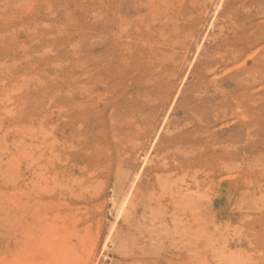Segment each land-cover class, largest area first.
Instances as JSON below:
<instances>
[{
    "label": "rangeland",
    "instance_id": "rangeland-1",
    "mask_svg": "<svg viewBox=\"0 0 264 264\" xmlns=\"http://www.w3.org/2000/svg\"><path fill=\"white\" fill-rule=\"evenodd\" d=\"M62 262L264 264V0H0V264Z\"/></svg>",
    "mask_w": 264,
    "mask_h": 264
},
{
    "label": "bare ground",
    "instance_id": "bare-ground-1",
    "mask_svg": "<svg viewBox=\"0 0 264 264\" xmlns=\"http://www.w3.org/2000/svg\"><path fill=\"white\" fill-rule=\"evenodd\" d=\"M212 2H213V1H212ZM217 2H218V1H217ZM219 2H220V1H219ZM234 2H235V0H234ZM211 4H212V3H211ZM215 4H216V2H215ZM217 4H218V3H217ZM233 4H234V3H233ZM134 5H135V4H134ZM171 6H172V5H171ZM171 6H170V7H171ZM216 6H217V5H216ZM219 7H220V6H219ZM229 7H230V6H229ZM231 7H232V6H231ZM166 8H167V6H166ZM214 8H215V7H214ZM229 9H230V8H228V10H229ZM231 9H232V8H231ZM231 9H230V10H231ZM172 10H173V9H172ZM228 10H227V11H228ZM226 13H227V12H226ZM226 13H225V14H226ZM216 16H217V15H216ZM153 23H154V22H153ZM152 25H153V24H152ZM227 49H228V48H227ZM183 62H184V61H183ZM161 130H162V129H161ZM130 133H131V132H130ZM172 134H173V133H172ZM172 134H171V135H172ZM145 141H146V140H145ZM33 147H34V146H33ZM141 150H142V149H141ZM41 153H42V152H41ZM40 155H41V154H40ZM53 167H54V166H53ZM55 172H56V171H55ZM56 173H57V172H56ZM135 175H136V174H135ZM135 175H134V176H135ZM132 177H133V176H132ZM133 178H134V177H133ZM136 178H137V177H136ZM136 178H134V179L136 180ZM46 179H47V178H46ZM51 180H52V179H51ZM132 180H133V179H132ZM52 181H53V180H52ZM133 186H134V185H133ZM131 187H132V185L130 186V188H131ZM130 188L128 189L129 191H130ZM128 190H127V192H128ZM131 191H132V190H131ZM125 193H126V191H125ZM125 193H124V194H125ZM129 193H132V192H129ZM124 194H123L122 196H124ZM128 195H129V194H128ZM128 195L125 196V198H124L123 200L121 199V200H122V203L120 204L119 212H120V210H124V208H123L124 205L128 203V199H129V198H128ZM131 196H132L131 198H133V194H132ZM140 200H141V199H140ZM130 201H131V204H132L133 202H132L131 199H130ZM127 205H128V204H127ZM64 208H65V207H64ZM60 211H61V210H60ZM124 211H125V210H124ZM116 215H117V214H116ZM63 218H64V217H63ZM50 221H51V220H50ZM44 225H45V224H44ZM15 226H16V225H15ZM62 234H63V233H62ZM65 237H66V236H65ZM61 241H62V240H61ZM66 241H67V240H66ZM68 241H69V240H68ZM79 241H80V240H79ZM53 243H54V242H53ZM53 243H52V245H53ZM61 243H62V242H61ZM61 243H60V244H61ZM54 244H55V243H54ZM71 245H72V244H71ZM56 246H57V245H56ZM59 246H60V245H59ZM67 247H68V246H67ZM57 248H58V247H57ZM63 249H64V248H63ZM65 250H66V249H65ZM65 250H64V251H65ZM67 250H68V249H67ZM67 250H66V251H67ZM74 250H75V249H74ZM77 250H78V249H77ZM52 251H53V250H52ZM64 251H63V253H64ZM66 251H65V253H66ZM72 251H73V249H72ZM56 252H57V249H56ZM79 252H80V251H79ZM71 253H72V252H71ZM68 254H69V253H68ZM68 254H67V255H68ZM74 254H75V253H74ZM74 254H73V256H74ZM231 254H232V253H231ZM75 255H76V254H75ZM77 256H79V253H77ZM77 256H76V257H77ZM61 257H64V255H62ZM66 258H67V257L65 256L64 258H62V259H60V260L62 261V260H64V259H66ZM68 258H69V257H68ZM68 258H67V259H68ZM73 260H74V259H73ZM68 261H69V259H68ZM76 261H77V260H76ZM64 262H65V261H64ZM73 262H75V261H73ZM62 264H64V263L62 262ZM65 264H67V263H65Z\"/></svg>",
    "mask_w": 264,
    "mask_h": 264
}]
</instances>
